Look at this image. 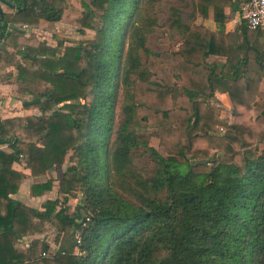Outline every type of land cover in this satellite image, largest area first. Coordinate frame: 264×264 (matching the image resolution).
<instances>
[{
    "label": "trees",
    "instance_id": "16d2710c",
    "mask_svg": "<svg viewBox=\"0 0 264 264\" xmlns=\"http://www.w3.org/2000/svg\"><path fill=\"white\" fill-rule=\"evenodd\" d=\"M5 1L0 70L19 56L17 82L32 97L22 101L27 115L0 118V147L11 150L0 148V264H264V106L256 100L264 29L241 19L225 30L226 8L240 13L246 0ZM163 5L176 43L154 50L148 40ZM210 8L215 31L196 22ZM67 16L95 36L77 45L19 41L22 26ZM213 55L225 61L209 62ZM38 80L49 85L35 93L27 83ZM216 92L230 97L231 123L217 117ZM65 163L62 199L35 209L10 198L22 179ZM53 185L36 182L32 194ZM46 225L54 248L33 238L17 249Z\"/></svg>",
    "mask_w": 264,
    "mask_h": 264
},
{
    "label": "crops",
    "instance_id": "0c3cea01",
    "mask_svg": "<svg viewBox=\"0 0 264 264\" xmlns=\"http://www.w3.org/2000/svg\"><path fill=\"white\" fill-rule=\"evenodd\" d=\"M0 7L2 8V10L4 12V11L8 10L9 6L7 5V3H4L2 1L0 3ZM226 14L228 15V19L225 23V30H226V32H229V31L234 30L240 24L241 17H240V13L232 12L229 7L226 8ZM196 22L197 23H203L206 27H208L212 31H215L217 29V26H218L217 22L215 21V19L213 17V9L212 8H210V10H209V17L208 18L203 19L202 17L197 16ZM49 25H51V24L46 22V21H41L38 26H26V25L22 26L21 32L19 33V41L23 42V43L31 44V45H36V43H34L29 38L31 36H34V34L40 33L41 31H43V29H45ZM4 48L8 49V50L12 49L11 47H6V46H4ZM224 61H225V58L220 57V56L213 55L209 58V62H224ZM19 62H21V59L18 56L16 58L14 65L4 69L3 71L0 70V76L4 73H7L10 70L13 73L11 78L6 79L5 81L0 80V118L1 119L8 118L11 116H17V115H27L28 113H30L29 111L25 110L22 107V101L28 100L30 98H26L23 100L18 98V99H16V101H18V103H19L18 104L19 105L18 111H21L22 113L14 112L13 114H10L11 110H13L14 107L10 108V104H9V101H10L9 85H16L18 83L17 82V74H18L17 64ZM256 100H257V102H262V101H264V97H257ZM210 102L212 104L214 102H217V103L221 102L222 105H224L230 109L232 108V102L230 100V97L227 93H224V92H216L214 97L210 99ZM0 148L3 149L4 151H7V152L11 151L9 146H7V145H2ZM62 166L63 165L56 166L54 169L47 171L45 176H44L45 180L46 179H53L54 185H53L52 190L45 191L42 195H38V196L33 195L32 194V185L36 182L43 181L42 179L44 177H42V178L27 177V178L22 179L21 187H20L19 191L15 194L14 193L10 194V198L14 201L21 202L22 204L27 205V206L32 207V208H35V209H42V207H41L42 203H44L48 199H52V200H54L56 198L62 199L63 195L60 194L58 191V180L60 177L56 176L57 169L59 167H62ZM13 168L18 170V171L25 172L24 165L21 163H14ZM70 200H71V198H70ZM69 204L71 205V201H69ZM73 208L71 207V211L73 210ZM55 236H56L55 228L51 225H46V228L44 229V231L36 233L34 236L22 237L21 240L16 244V247L19 251H25V249L28 248V246L30 245L33 238H42V239L47 240L52 245V247L54 248L55 247Z\"/></svg>",
    "mask_w": 264,
    "mask_h": 264
},
{
    "label": "rangeland",
    "instance_id": "374dc122",
    "mask_svg": "<svg viewBox=\"0 0 264 264\" xmlns=\"http://www.w3.org/2000/svg\"><path fill=\"white\" fill-rule=\"evenodd\" d=\"M72 4L79 5L80 0H70ZM177 4H184L183 0H173ZM189 14H190V8L187 6H184L182 9V17L186 21H189ZM167 16V10L166 5H163L161 7L160 12V23L161 26L157 29V31L149 36L148 44L149 46L154 50H162L170 48L171 46H175L176 39H174L171 36V32L167 29L165 25H163L165 18ZM72 17H65L62 21L51 24L47 26L43 31L40 33L34 34V36H31L29 39H31L36 45L41 41H46L49 44L56 45L57 40H63L65 45L69 44H79L81 42H84L85 40L91 39L95 36V32L93 30L87 29L84 34L78 32L77 26L72 23ZM48 86L49 84L47 82H43L38 80L37 82L33 83H27V86L31 87V89L37 93L40 91H43L45 86ZM9 96H10V108L14 107L13 110H11L10 114H13L14 112L22 113L21 111H18L19 103L16 101V99L20 98L21 100L26 98H31L30 91H26L23 89V84L18 82L16 85H9ZM30 96H29V95ZM28 97H27V96ZM259 105L264 106V101L258 102ZM214 109L216 110L217 117L227 123H231L233 120L232 111L230 108L224 106L221 104V102L217 103L214 102ZM34 112L38 113V110H34ZM153 145L160 151L163 152V148L159 146L158 140H153ZM259 152H264V143L259 145ZM139 166H144L147 164V157H142L137 161ZM68 166V163H65L62 167H59L56 172V176L61 177L63 172L66 170ZM45 180V177L42 179ZM71 207L73 208L75 204L78 202L76 198H71Z\"/></svg>",
    "mask_w": 264,
    "mask_h": 264
},
{
    "label": "built area",
    "instance_id": "2783aa9c",
    "mask_svg": "<svg viewBox=\"0 0 264 264\" xmlns=\"http://www.w3.org/2000/svg\"><path fill=\"white\" fill-rule=\"evenodd\" d=\"M240 17L251 29H264V0H246L240 5ZM90 220L89 217L86 219ZM79 237V233H77ZM79 241V239H78Z\"/></svg>",
    "mask_w": 264,
    "mask_h": 264
},
{
    "label": "water",
    "instance_id": "95a60500",
    "mask_svg": "<svg viewBox=\"0 0 264 264\" xmlns=\"http://www.w3.org/2000/svg\"><path fill=\"white\" fill-rule=\"evenodd\" d=\"M3 2H4V3H6V1H5V0H3ZM7 5H8V4H7ZM11 7H12V8H14V6H13V5H11ZM19 8H20V7H19ZM19 8H18V9H19ZM2 13H3V10H2V8L0 7V20H1V15H2ZM202 162H204V163H207V162H208V160H207V159H204Z\"/></svg>",
    "mask_w": 264,
    "mask_h": 264
}]
</instances>
